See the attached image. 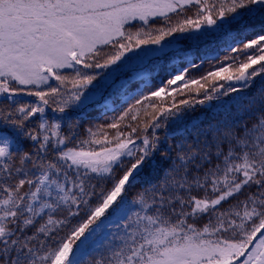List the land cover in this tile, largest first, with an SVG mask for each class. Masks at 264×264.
Instances as JSON below:
<instances>
[{
	"label": "snow or ice",
	"instance_id": "6c2138e0",
	"mask_svg": "<svg viewBox=\"0 0 264 264\" xmlns=\"http://www.w3.org/2000/svg\"><path fill=\"white\" fill-rule=\"evenodd\" d=\"M0 104V264H264V0H0Z\"/></svg>",
	"mask_w": 264,
	"mask_h": 264
},
{
	"label": "trees",
	"instance_id": "16d2710c",
	"mask_svg": "<svg viewBox=\"0 0 264 264\" xmlns=\"http://www.w3.org/2000/svg\"><path fill=\"white\" fill-rule=\"evenodd\" d=\"M203 48V46H202ZM205 53L208 56H214L216 54V49L214 48H208L205 50ZM205 67H207V64H205ZM130 74V73H127ZM154 75V74H153ZM127 79V78H126ZM139 83V82H137ZM262 84L261 78H257L256 84L253 86L252 91H255L257 88H259ZM71 87V85H69ZM121 91L114 89L113 91H108L106 93V99L108 100V103L111 108L117 107L122 101L123 97L121 96ZM134 91V90H133ZM22 100L28 101V100H34L33 97H27L23 96L21 97ZM113 101H116V103H113ZM103 104V101H101L100 104L97 105H89L88 107L84 108H78L73 109L68 113V117L71 118L73 122L79 123V133L83 134L86 132V130L94 126L96 124H100L105 122L106 120H110L113 113L109 111H105L104 107L101 105ZM124 107H126V104H123ZM6 104H0V108H6ZM46 115L49 118L55 119L60 114L59 113H53L51 110L46 111ZM141 118H143V113L140 114ZM249 113H244L242 116L237 115L235 112V109H233V112L229 115V119H248ZM224 118V114L221 112L217 115H214L213 112L205 107L197 106L196 110L189 114V116L186 119V123L190 124L193 121H200L201 127L207 126L210 122H215L216 120H220ZM62 124V127L65 132L68 131L67 127V119L60 121ZM33 125H38V120H34L32 122ZM169 133H173L175 131L174 126H170L168 129ZM0 135L2 136H8L11 137L15 144L9 145L10 151H19L20 153H23L25 151H32L33 149L30 147L29 142L26 141L22 136L18 135L10 126L7 124H0ZM163 147V145H162ZM163 166V162L159 160V157H157L155 163L153 165H150L148 168H146L144 175H143V182L146 184L148 182H152L156 179L157 176V170ZM198 224L202 223V221H198Z\"/></svg>",
	"mask_w": 264,
	"mask_h": 264
},
{
	"label": "rangeland",
	"instance_id": "374dc122",
	"mask_svg": "<svg viewBox=\"0 0 264 264\" xmlns=\"http://www.w3.org/2000/svg\"><path fill=\"white\" fill-rule=\"evenodd\" d=\"M140 67H141V66H137L138 69H139ZM129 73H130V74H127V75H120V74H118L117 77H114L115 85H114L112 88H110L108 91H113L114 89H117L118 86H119V84L121 83V80L126 79V78H128V76H131V75H132L131 72H129ZM111 231H112L113 233L116 232L115 226L112 227ZM105 238H107V239H105ZM111 239H112V237H111V236L109 235V233H107V232H105V233L101 236V238H100L101 242H102V243H105V244H106L109 240H111ZM101 251H103V250H101ZM94 255H98V254H94Z\"/></svg>",
	"mask_w": 264,
	"mask_h": 264
}]
</instances>
